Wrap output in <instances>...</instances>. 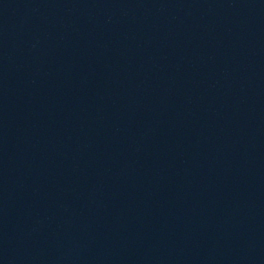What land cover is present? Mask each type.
I'll list each match as a JSON object with an SVG mask.
<instances>
[{"label": "water", "instance_id": "water-1", "mask_svg": "<svg viewBox=\"0 0 264 264\" xmlns=\"http://www.w3.org/2000/svg\"><path fill=\"white\" fill-rule=\"evenodd\" d=\"M0 264H264V0H0Z\"/></svg>", "mask_w": 264, "mask_h": 264}]
</instances>
